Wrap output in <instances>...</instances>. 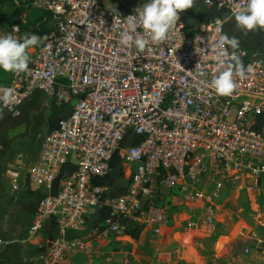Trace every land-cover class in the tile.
<instances>
[{"label":"built area","instance_id":"obj_1","mask_svg":"<svg viewBox=\"0 0 264 264\" xmlns=\"http://www.w3.org/2000/svg\"><path fill=\"white\" fill-rule=\"evenodd\" d=\"M10 1L22 13L18 23L0 26V35L41 37L25 31L35 11L57 21L39 47L27 50L28 69L0 85L14 89L11 102L0 108L19 116L37 91L58 106H73L48 133L27 172L26 187L39 195L30 235L49 219L57 223L50 245L28 263L75 264L76 256L86 255L84 264H97L100 243L133 242L128 228L140 227V236L160 237L174 220L159 204L163 193H175L179 205L204 211L198 219H186L185 229L194 231L215 223V206L225 192L264 184V56L257 51L241 56L252 71L238 79L231 96H218L208 83L215 65L209 43L225 33L226 19L211 17L188 28L179 14L165 41L150 42L139 51L119 43L124 18L134 9H108L103 0ZM195 1L225 9L230 16L246 2ZM197 64L206 77L197 75ZM129 137L133 142L123 148ZM117 155L129 171V183L125 192L112 195L106 181ZM71 156L75 169L63 173ZM104 193L106 210L93 233L77 235L93 226ZM106 254L111 262L114 254ZM124 255L128 259L129 253Z\"/></svg>","mask_w":264,"mask_h":264},{"label":"crops","instance_id":"obj_2","mask_svg":"<svg viewBox=\"0 0 264 264\" xmlns=\"http://www.w3.org/2000/svg\"><path fill=\"white\" fill-rule=\"evenodd\" d=\"M186 10L187 20L192 21V26L216 16L226 19V24L230 19L227 10L208 8L200 1L193 0L192 7ZM230 30H233V33L235 31ZM230 30L226 32L229 36ZM12 75L11 72L0 74V85L9 83ZM72 108V105L58 106L52 97L38 91L26 100L19 116H12L0 108V242L3 244L0 247V264H30L27 260L42 253V248L46 247L49 239L57 233L56 220L49 219L40 231L30 235L39 195L26 187L27 172L29 167L37 162L48 133L57 128L59 121L66 118ZM75 163V158L71 156L62 172H72ZM14 186H17L18 190H14ZM238 194L240 193L225 192L215 206V223L212 226H202L200 230L189 231L182 226L183 223H178L177 216L183 217L181 222L185 220V225H188L186 219H198L204 215L202 209H190L185 206L186 211L177 213L174 217L175 224L172 223L169 228L170 236H167L174 239L176 234L179 235L173 242L175 248L168 252H160L156 248L159 251L158 262L166 264V261L171 259L183 264H264V205L260 206L259 202L254 201L252 206H249L256 213L250 216L252 219L243 217L239 221H232L224 213L228 211L227 207L220 202L226 196L231 198L230 196ZM217 226L223 230L212 237L213 245L211 250H208L204 242L215 233ZM92 227L94 228L85 227L77 235L92 234ZM46 232L49 236L48 241L44 242L43 234ZM161 236L157 238L160 239ZM143 238L144 236H140L139 240L129 243H142ZM196 239L201 242V248L196 247ZM117 242L121 241L115 243ZM102 243V250L109 248ZM101 246L97 245L99 249ZM124 252L134 256L136 260L139 259L134 250L131 253ZM79 257H84L85 261L88 259L86 255H78L74 258L75 264H79ZM129 260L128 257L125 262L129 263Z\"/></svg>","mask_w":264,"mask_h":264},{"label":"clouds","instance_id":"obj_3","mask_svg":"<svg viewBox=\"0 0 264 264\" xmlns=\"http://www.w3.org/2000/svg\"><path fill=\"white\" fill-rule=\"evenodd\" d=\"M204 2L211 4L212 0ZM192 5L193 0H144L141 6L134 9V14L124 18L126 27L119 32L120 45L128 48L134 46L143 51L150 42L165 41L177 25L180 12ZM231 16L241 30L264 29V0H246L243 7L231 10ZM138 28L144 30L143 34L137 32ZM41 43L42 38L35 34H25L20 39L11 33L0 35V69L11 73L26 71L30 61L27 49ZM209 45L215 65L208 83L218 96H231L238 79H246L252 71V65L246 66L241 59L243 54L235 51L239 48V40L235 36L220 33ZM229 48L233 51L229 52ZM196 72L200 77L208 75L199 64L196 65ZM13 94L12 87L0 89V106L9 104Z\"/></svg>","mask_w":264,"mask_h":264},{"label":"rangeland","instance_id":"obj_4","mask_svg":"<svg viewBox=\"0 0 264 264\" xmlns=\"http://www.w3.org/2000/svg\"><path fill=\"white\" fill-rule=\"evenodd\" d=\"M144 0H103V4L108 9H134L136 7H139L142 5ZM229 16V14L227 13ZM229 21L225 25V33L230 30L229 34L230 36H235L239 40V48L236 49L239 54L242 53V56H248L252 52L257 51L258 53H261L264 56V35L261 31V29H256L253 31H244L241 30L236 26V22L232 16H229ZM11 23H3V26L5 29L9 27ZM27 32V31H26ZM227 34V33H226ZM5 73L2 69L0 70V74ZM129 145V142L125 143L123 145V148H127ZM127 181L129 183V171L124 166L123 160L119 155L115 157L114 164H113V171L110 176V178L106 181L107 184L111 187L110 190H113V194L122 192L124 189H127L128 184H123V181ZM127 185V186H126ZM113 186V187H112ZM111 193V194H112ZM177 195L174 193L172 195H169L167 200L164 202V207L167 209L168 213L174 217L176 214H180L186 211L185 206L179 205L177 199ZM229 196L224 197L225 199L221 201L222 205H225L227 207L228 211H225L224 213L228 215V218L230 217L232 221H239L241 218H248L253 214H256L253 212L249 206H252V203L259 202L260 206L264 205V184L262 186H259L257 188H253L251 190H246L245 192H242L236 196ZM223 198V196H222ZM221 198V199H222ZM227 198V199H226ZM183 217L180 218V216H177L178 223H183L182 226L185 228L187 225L186 223L181 222ZM251 218V217H250ZM194 219H197L194 218ZM252 219V218H251ZM173 224H175V219L173 220ZM223 229L219 228V226L216 227V231L214 234L210 236L205 242V248L208 250H211L213 245V239L212 237L215 234H219ZM179 230H177L178 233ZM171 232L170 229L165 231L164 234L161 236V238H153L150 235H146L143 238V242L139 244H131L126 241H121L113 244L109 248H105V250H102L101 254L99 255V258L97 259V264H163L162 262H158L159 259V251L162 252L164 250L165 252L170 251L173 247L175 240L179 238V235L176 234L175 238H167L169 237ZM49 233L46 232L43 234V241L47 242ZM157 241L159 243H157ZM196 241H198L196 239ZM194 241V242H196ZM198 244H195L196 247L201 248V242H197ZM159 251H157V249ZM134 250L135 254L139 256V259L136 260L134 256H129V263L125 262L126 257L124 255V251H129L130 253ZM109 253L114 254L113 259L111 262H107L106 257ZM167 258V257H165ZM77 260L80 263H85L84 257H79ZM162 261V260H160ZM166 264H183L182 262H176L175 260H167Z\"/></svg>","mask_w":264,"mask_h":264},{"label":"trees","instance_id":"obj_5","mask_svg":"<svg viewBox=\"0 0 264 264\" xmlns=\"http://www.w3.org/2000/svg\"><path fill=\"white\" fill-rule=\"evenodd\" d=\"M4 8L2 10V14L0 15V26H3V23H7L10 22L11 25L18 23L20 16H21V10L14 7V5L11 3L10 0H6L4 1ZM56 19L55 16L52 14H49L47 12H43V11H35L33 12V14L28 18V23L25 27V31H27V33H39L41 38L45 37L52 29H54V25L56 23ZM37 24H39L37 26ZM193 25L191 20L187 21V26L188 28H191ZM4 28V27H3ZM35 47H39V46H35ZM28 50V49H27ZM1 70V69H0ZM129 142L128 147L131 145V143L133 142V138L131 139L126 138L124 143L122 144V147L125 143ZM123 184H128V182L125 180L122 182ZM127 186V185H126ZM113 187V186H112ZM111 188V187H110ZM126 189H124L122 192H117L115 194H113V190H110V193H112V195H117L120 193L125 192ZM168 194L167 193H163L162 197L159 199V204L164 207V202L167 200L168 198ZM127 235H129L132 239L134 240H139L140 239V235H141V228L140 227H136V228H128L126 230Z\"/></svg>","mask_w":264,"mask_h":264},{"label":"water","instance_id":"obj_6","mask_svg":"<svg viewBox=\"0 0 264 264\" xmlns=\"http://www.w3.org/2000/svg\"><path fill=\"white\" fill-rule=\"evenodd\" d=\"M180 16L181 18L187 22V18H188V12L187 10H182L180 12ZM76 102L73 103V105H75ZM262 120H264V114L262 115ZM107 198V193H104L101 198L99 199L98 205L95 208V213L91 219V223L93 224L94 228L96 227V225L98 224V221L100 219V216L104 213V211L106 210V206H103V203L105 202V199ZM52 240V237L49 239V241ZM50 244L48 243L47 246H49ZM46 250V247L42 248V252H44Z\"/></svg>","mask_w":264,"mask_h":264}]
</instances>
